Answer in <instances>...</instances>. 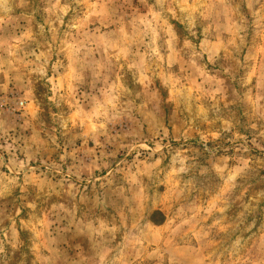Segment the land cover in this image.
<instances>
[{"label": "rangeland", "instance_id": "rangeland-1", "mask_svg": "<svg viewBox=\"0 0 264 264\" xmlns=\"http://www.w3.org/2000/svg\"><path fill=\"white\" fill-rule=\"evenodd\" d=\"M0 264H264V0H0Z\"/></svg>", "mask_w": 264, "mask_h": 264}]
</instances>
